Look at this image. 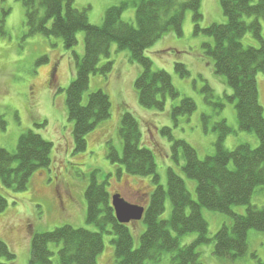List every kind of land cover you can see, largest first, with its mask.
I'll list each match as a JSON object with an SVG mask.
<instances>
[{"label": "trees", "instance_id": "1", "mask_svg": "<svg viewBox=\"0 0 264 264\" xmlns=\"http://www.w3.org/2000/svg\"><path fill=\"white\" fill-rule=\"evenodd\" d=\"M73 1L22 0L29 36L63 39L65 48L72 50L78 44L77 34L85 33V54L82 58L76 57V78L66 96L69 120L74 123L76 152H85L87 136L111 118L112 104L106 92L99 90L90 94L86 103L84 96L89 90L91 76L112 71V62L99 68L103 57H111L112 44H117L119 50L129 51L132 61L143 69L135 82L143 109L163 112L167 97L173 100L180 97L171 76L162 70L153 71L152 61L145 53L171 33L182 36L188 11L194 12L196 32L213 39V45H204L206 53L214 60L216 74L225 77L233 91L228 100L236 104L240 130L255 134L259 146L253 149L245 144L234 151L225 149L223 141L231 132L225 122L219 126L222 136L216 145V153L205 160H200L196 150L186 142L175 141L173 159L179 163L182 156L184 174L197 182V201H194L185 181L173 168L168 171L167 191L159 185L154 154L142 146L137 119L125 112L119 131L123 141L122 154L111 148L108 158L112 163L120 164L126 174L151 177L157 185L143 218L147 230L141 236L140 247L133 249V236L127 226L117 222L105 184L93 179L85 194L86 218L87 223L95 225L99 232L63 226L51 232L33 233L29 264H52L54 253L50 245L60 246L58 264H97L104 250L103 234L109 227L116 235L117 264H161L165 253L172 254L171 264H201L197 247L211 241L203 209L233 219L230 226L224 225L215 235L213 253L229 261L246 256L249 232H264V208L251 204L256 189L264 187V110L257 83L258 74L264 73V39L260 22L264 21V0H220L227 23L212 24L207 29L200 28L202 0H140L136 3V26L122 21L126 5L108 9L102 26H93L86 10L75 9ZM246 17L255 20L247 24ZM248 33L259 43L258 47L244 46L242 39ZM175 66L181 76L189 74L184 64L176 63ZM196 109L192 99L184 98L180 105L172 107L171 116L176 119L191 115ZM163 133L171 135L166 128ZM52 151L53 144L35 132L22 134L14 153L0 149V186L15 193L26 191L32 175L51 166ZM167 196L173 210L170 220L164 221L160 217L165 212ZM8 204L0 192V214L5 212ZM236 206H247L246 214L234 213ZM191 233H198L197 240L182 246L180 238ZM0 258L9 264L16 261V255L1 240Z\"/></svg>", "mask_w": 264, "mask_h": 264}, {"label": "rangeland", "instance_id": "2", "mask_svg": "<svg viewBox=\"0 0 264 264\" xmlns=\"http://www.w3.org/2000/svg\"><path fill=\"white\" fill-rule=\"evenodd\" d=\"M139 1L74 0L73 7L86 10L91 25L102 26L108 9L126 5L122 21L136 26V3ZM200 13L203 16L201 29L227 23L220 0H202ZM254 20L244 18L247 24ZM260 22L264 39V21ZM195 24L194 12L188 11L182 36L171 33L145 53L152 61V70L169 74L180 94L174 100L166 98L163 112L145 110L140 106L135 82L143 69L132 61L129 51L119 50L117 44H112L111 57H103L99 64L101 69L112 62V71L107 74L97 72L91 76L89 90L84 96L86 103L90 94L99 90L106 92L112 104L111 118L87 136L86 151L78 153L66 96L76 78V57L82 58L85 54V33L77 34L78 44L72 50L65 48L63 39L41 35L31 37L22 0H0V149L14 153L20 136L27 131L35 132L53 144L51 166L35 172L26 191L15 193L0 186V192L9 203L5 212L0 214V240L16 255V261L10 264H29L33 233L51 232L63 226L99 232L95 225L87 223L86 218L85 194L93 179L105 184L111 204L113 196L120 195L130 205L143 207L146 211L157 188L152 178L130 176L120 164L112 163L108 158L111 148L122 154L123 141L119 131L125 112L137 119L142 146L154 154L159 185L167 191L168 171L173 168L185 181L194 201H197V182L184 174L182 156L179 163L173 159L175 141L186 142L196 150L200 160H205L216 153V145L222 136L219 126L225 122L231 130L223 141L225 149L234 151L245 144L253 149L259 146L255 134L240 130L236 104L228 100L233 91L226 84L225 77L216 74L214 60L206 53L204 45H213V39L197 33ZM242 43L246 47L259 46L251 33L242 39ZM176 63L184 64L189 74L181 76L176 70ZM257 83L264 110V73L258 74ZM184 98L192 99L197 109L191 115L174 119L171 116L172 107L180 105ZM165 128L171 131L172 140L163 133ZM251 204L264 208V187L256 189ZM172 210L167 196L165 212L160 219L170 220ZM246 211L247 206L233 208V212L240 215H245ZM202 212L209 225L208 237L211 241L197 247L201 264H264V232L254 230L248 235L246 256L235 261L217 257L213 253L214 237L224 225L230 226L233 219L207 209ZM124 226L133 236V249H138L141 236L147 230L144 220ZM198 236V233L183 236L180 244H192ZM115 240L116 235L109 227L103 234L104 250L97 264H117ZM50 249L54 253L52 264H58L60 246L50 245ZM171 258V253H165L161 264H171ZM0 262L9 264L2 258Z\"/></svg>", "mask_w": 264, "mask_h": 264}, {"label": "water", "instance_id": "3", "mask_svg": "<svg viewBox=\"0 0 264 264\" xmlns=\"http://www.w3.org/2000/svg\"><path fill=\"white\" fill-rule=\"evenodd\" d=\"M112 207L115 212V218L120 225H128L133 221L139 222L145 215L143 207L130 205L120 195L113 196Z\"/></svg>", "mask_w": 264, "mask_h": 264}]
</instances>
